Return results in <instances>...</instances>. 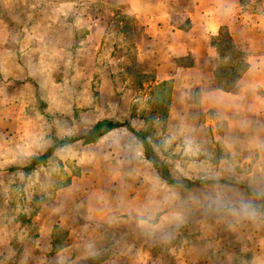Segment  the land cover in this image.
I'll use <instances>...</instances> for the list:
<instances>
[{
	"label": "rangeland",
	"instance_id": "obj_1",
	"mask_svg": "<svg viewBox=\"0 0 264 264\" xmlns=\"http://www.w3.org/2000/svg\"><path fill=\"white\" fill-rule=\"evenodd\" d=\"M218 3L220 41L191 43L197 60L171 43L189 26L184 0L163 36L128 0H0V264H264V214L239 187L264 196V2ZM248 60L259 70L238 84ZM108 118L144 132L174 178L229 184H166L125 127L20 168ZM55 217L65 226L46 242L40 221Z\"/></svg>",
	"mask_w": 264,
	"mask_h": 264
},
{
	"label": "crops",
	"instance_id": "obj_2",
	"mask_svg": "<svg viewBox=\"0 0 264 264\" xmlns=\"http://www.w3.org/2000/svg\"><path fill=\"white\" fill-rule=\"evenodd\" d=\"M186 2V16L189 22V26L186 28H175L174 24H171L172 18H171V5L170 0H128L129 2V10L138 13L136 15V18H139V23L144 26L145 29H159V36H163V33H166L164 29L166 27H170L172 30L170 31V35L172 37H175L177 40L171 41L173 44H177L176 49L178 50L176 53L177 57L180 56H186L190 54V51L193 52V56L196 57L197 60H200L203 56V48L202 51L200 49H192L190 46L191 43L196 44H202L206 43V39L209 36H217L220 32V29L224 24H226V16H229V11H224V8H222L221 4L218 3V0H184ZM264 2V0H263ZM148 5H152L153 7L156 6L155 10H158L156 16H152L151 19L143 20L145 9ZM243 29V28H242ZM241 29V30H242ZM149 36V35H148ZM154 38H156V35H151ZM195 37V38H194ZM155 40V39H154ZM242 44L246 42L240 41ZM262 44H264V39L262 40ZM211 45V44H210ZM212 48L216 52L217 55V49L214 44H212ZM255 50H258L255 49ZM253 57V56H252ZM257 58H261L262 55L257 54ZM264 57V56H263ZM259 66L258 63H252L249 60L247 61V67L240 74L238 78V84L242 83V80L246 74L253 73ZM198 67V66H197ZM196 67V68H197ZM191 68L187 67L186 69ZM192 69H195V66H192ZM262 69V66L260 67V70ZM7 69L1 64L0 66V75L5 77L8 76ZM220 89V88H219ZM257 91H259L257 89ZM213 93L210 92V94L217 93V90H212ZM260 92V91H259ZM84 211H92L90 206L88 204H84ZM65 212V211H64ZM74 217V216H73ZM73 217L71 220H73ZM103 218V217H102ZM97 220L99 218L96 217ZM40 221V229H39V235L44 239V241L47 242V239L51 240V235L54 232V229L56 226L64 228V223H62V219L59 222L58 218H50V224L47 227H44L45 219H41ZM77 220V218H76ZM89 220H94V216L92 214H84V223H86ZM100 220H104L101 219ZM69 228V227H65ZM46 245H44L45 247ZM49 248H51V245H49ZM62 250L66 251L67 247H64ZM60 250V251H62Z\"/></svg>",
	"mask_w": 264,
	"mask_h": 264
},
{
	"label": "trees",
	"instance_id": "obj_3",
	"mask_svg": "<svg viewBox=\"0 0 264 264\" xmlns=\"http://www.w3.org/2000/svg\"><path fill=\"white\" fill-rule=\"evenodd\" d=\"M219 35L213 38L215 39V42L220 41ZM215 42H214V45L216 46V49L218 52V60H221V61L227 60L225 59L226 57L223 56L221 51H222V48L225 49V46H230L229 43L226 42L227 45H224L223 47H221L219 43H215ZM219 62L220 61H218V63ZM237 64H238L237 67H241L242 70L243 69L245 70L247 67V64H245L243 67H242L243 63L238 62ZM217 75L218 74L216 73L215 76ZM164 81H168V80H164ZM164 81H162L161 83H163ZM220 89L229 91V89L225 87H221ZM121 127H125L129 132L132 133L135 139L140 142L142 149H143L144 158L151 163L152 167L156 170V172L159 174V176L164 180L166 184L176 187L180 190H186L196 185H205V184L214 183V182L229 184L223 179H220V180L219 179L191 180V179H184V178L183 179L174 178L170 174L166 164L162 163L159 160L156 152L153 150L151 143L147 139L146 134L144 132L136 130L129 122L119 121L117 119H112V118L98 120L94 124L88 126L86 130L80 132V134L78 135L66 136L63 139H55L54 140L55 142L52 143L51 146H49V148H47L43 153L32 155L31 157L28 158L26 163L22 165L20 168L23 170V172L29 173L30 171L34 170L38 165L44 164L46 160L48 159V157L52 154V152L61 146L74 144L75 142H78V141L82 142L83 144L94 143V142H97L99 139H101L104 135H106L110 131L121 128ZM239 187L242 188L247 195L251 196L254 199V203L251 209L254 212L264 214V196L259 191L255 190L249 185L242 184Z\"/></svg>",
	"mask_w": 264,
	"mask_h": 264
}]
</instances>
